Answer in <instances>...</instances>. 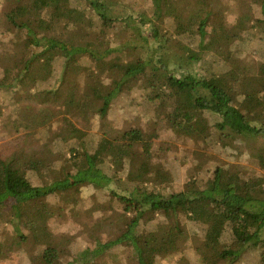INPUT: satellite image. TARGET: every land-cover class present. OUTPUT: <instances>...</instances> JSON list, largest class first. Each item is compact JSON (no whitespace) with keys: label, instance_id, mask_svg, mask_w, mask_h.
<instances>
[{"label":"trees","instance_id":"obj_1","mask_svg":"<svg viewBox=\"0 0 264 264\" xmlns=\"http://www.w3.org/2000/svg\"><path fill=\"white\" fill-rule=\"evenodd\" d=\"M4 1L1 23L16 32L0 34L8 50L0 75V138L8 139L0 146V264H264V176L216 160L218 153L253 161L264 171V0L233 40L210 19L233 14L237 0H152L150 12L120 0H72L73 8L68 0ZM134 88L145 99V123L165 118L174 141L207 116L219 120L215 154L190 161L182 184L144 177L139 142L116 146L102 133L113 101ZM85 97L72 144L55 130L61 119L41 120L39 106ZM30 143L41 147L39 170L23 155ZM172 144L162 146L163 158ZM51 154L68 158L47 161ZM95 202L105 208L92 212ZM27 205L55 208L35 224ZM74 248L63 262V250Z\"/></svg>","mask_w":264,"mask_h":264},{"label":"rangeland","instance_id":"obj_2","mask_svg":"<svg viewBox=\"0 0 264 264\" xmlns=\"http://www.w3.org/2000/svg\"><path fill=\"white\" fill-rule=\"evenodd\" d=\"M63 2H65V0H63ZM120 2H122L124 5H128L133 10L150 12L153 8L152 0H120ZM260 2L261 0H237L236 9L233 11V14L228 16L224 14L221 16H215L214 18L211 17L210 22L222 27L223 40H231L233 35L239 32L246 22L248 23L251 21L253 17V4ZM65 4L70 8L76 6L72 0H68ZM6 6L7 3L4 0H0V34L7 33L8 36L10 33L12 34L13 31L16 32V28L13 27L12 23L7 22V25L1 23V20H3L1 13ZM70 14L71 10H65L63 16L67 17L70 16ZM20 18L22 19V17ZM176 26L177 25L173 24L168 28L169 31L174 34V38L179 40L182 38V36L177 33L178 30ZM121 37H125V33L122 32ZM7 55V48L0 44V75L3 74L7 68ZM82 60L85 59L82 57ZM138 92L139 89L134 88L117 96L112 104L111 113L113 121L111 123L104 122L106 126L102 129V133L111 139L113 145L116 146L122 144H124V146H128L127 143L130 144L131 142H139L137 145H139V147L142 149L144 153V160L149 165V167L144 168V177H150L153 174L157 178L163 179L164 177H167L169 182L182 184L187 176V167L190 161L192 163H197V160L205 159L208 154H215L213 153L214 145H219V141L221 140V135L223 133L222 130L218 128L219 120L214 119L213 116H207L204 118L203 123L201 124L200 128L197 129V131L180 141H174L169 132V124L165 118H162L163 124L160 126L159 123H155L154 121L145 123V99L142 93ZM89 103V98L85 97L79 101L68 100L62 105H41L39 106L41 120L43 122H47L55 118L61 119V123L59 122V124L55 127V130L63 132V137L65 140L72 144V142L75 140L74 129L81 126V122L75 117V114L79 110H86L89 107ZM153 135L155 137H152ZM7 141L8 139L3 137L0 138V146L7 145ZM169 142L174 143L172 144L173 148L167 154V156L163 158V152L161 151V148L163 145L166 147ZM159 149L160 152L157 151ZM41 153L42 150L40 146L30 143L25 148L23 155L25 157L31 158L37 164L36 168L39 170V164L41 162L37 163V160ZM24 156L23 158L25 160ZM105 156L110 158L109 153L105 154ZM223 156L224 155H219L216 153V160L220 166L230 164L233 169L248 170L251 176H264V171L261 170L257 163L253 161L248 163H243L240 161H227ZM66 158H68V156L63 158V155L60 154H51L46 157L47 161L49 160L52 162H65ZM161 158L163 162L159 160ZM52 170L54 171L55 169L52 168ZM17 172L18 171L16 169V173ZM58 177L59 174H55L52 178V181H56ZM52 201L56 202L55 200ZM56 205L59 206L60 203L57 202ZM52 208L55 207H48L46 212L27 205L23 211L30 221L38 224V222L42 220L40 218L41 216H46L47 219L51 218L53 212ZM103 208H105V205L95 202L93 203L91 210L92 212H95L100 211ZM152 218L153 215H146L144 221L148 223L152 220ZM69 225L71 227L77 226V224L73 223V221L70 222ZM68 228L69 227H66L65 229ZM65 229L62 230L60 235L64 233ZM173 235L176 238L177 234ZM182 235L187 236L186 232H183ZM166 239L168 238L166 237L165 240ZM76 240L83 241V236L78 234L76 236ZM88 246L91 247L92 245L89 244ZM83 249H85V247L81 248L80 250ZM73 251H77V249L74 248L63 250V262L68 261L67 256L72 254ZM225 262V259H221L219 260L218 264H226Z\"/></svg>","mask_w":264,"mask_h":264}]
</instances>
